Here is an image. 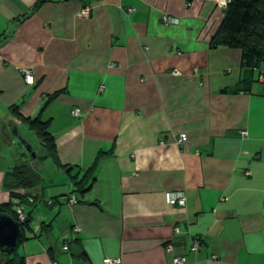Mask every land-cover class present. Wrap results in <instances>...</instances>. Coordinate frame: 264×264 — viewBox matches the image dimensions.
Returning a JSON list of instances; mask_svg holds the SVG:
<instances>
[{"label":"crops","instance_id":"crops-1","mask_svg":"<svg viewBox=\"0 0 264 264\" xmlns=\"http://www.w3.org/2000/svg\"><path fill=\"white\" fill-rule=\"evenodd\" d=\"M223 18L214 0H0V206L17 165L44 180L18 245L27 264H264V67L211 47ZM19 116L50 123L69 192L56 190L44 151L12 150ZM100 153L92 188L75 193L72 177Z\"/></svg>","mask_w":264,"mask_h":264},{"label":"trees","instance_id":"trees-1","mask_svg":"<svg viewBox=\"0 0 264 264\" xmlns=\"http://www.w3.org/2000/svg\"><path fill=\"white\" fill-rule=\"evenodd\" d=\"M39 6L40 3L36 8ZM211 47L213 49L218 47L238 49L242 52V65L244 67L254 69L264 67V0H232L224 10L223 21L212 38ZM61 93H55L50 97V100L56 99ZM16 110V107L12 108V111ZM18 119L36 134L42 144L44 155L39 160L50 159L56 167L70 174L71 169L59 160L55 139L49 132L50 123L43 122L40 118L31 119L19 116ZM21 144L23 147L32 148L25 139ZM104 156L105 154H99L95 164L81 180L78 176L72 177L75 193L84 195L90 191L96 180L94 173L97 165ZM43 182V177L38 170L26 164L17 165L4 176L3 187L9 192L11 201L0 206V213L11 216L21 224L20 245L26 240L25 232L31 229L32 212L25 214L23 211L25 222L22 223L19 219L18 210H14V206L24 205L31 209L35 208L38 198L32 197L29 192L40 187ZM18 249L5 259L0 256V264H27L26 259L18 253Z\"/></svg>","mask_w":264,"mask_h":264},{"label":"built area","instance_id":"built-area-1","mask_svg":"<svg viewBox=\"0 0 264 264\" xmlns=\"http://www.w3.org/2000/svg\"><path fill=\"white\" fill-rule=\"evenodd\" d=\"M215 4L217 6V8H219L220 10H225L228 5L232 2V0H214ZM90 14V9H85L83 10V12L81 13V15L83 17H87ZM162 22L167 25H175L178 23V20L171 18L169 16H164L162 18ZM26 75V82L28 84H33V76L31 75L30 71L25 72ZM261 81H264V75H261ZM73 116L75 117H81V113L79 110H74L73 111ZM187 140V135L186 134H182L180 136L179 139V143L180 144H184V142H186ZM166 201L169 205L171 206H180V207H185L187 204V197L184 193L182 192H168L166 194ZM79 200L77 199L76 196H71V198L69 199V203L70 204H78ZM19 213V219L20 222H25V215L23 213V210H18ZM76 232L78 231V229L75 230ZM201 243H202V239L199 237H196L193 239L192 241V245L190 247V252L193 253H197L198 250L201 247ZM65 249L67 250L68 247H65ZM173 251L172 246H168V252L171 253ZM105 264H120V259H112V258H107L104 260ZM173 263L174 264H186L187 263V258L186 256H174L173 257Z\"/></svg>","mask_w":264,"mask_h":264},{"label":"water","instance_id":"water-1","mask_svg":"<svg viewBox=\"0 0 264 264\" xmlns=\"http://www.w3.org/2000/svg\"><path fill=\"white\" fill-rule=\"evenodd\" d=\"M17 139L23 143L22 138L17 137ZM26 148L29 152H32L33 156H36L32 148L28 146ZM21 237V224L16 222L11 216L0 213V256L12 254L18 248Z\"/></svg>","mask_w":264,"mask_h":264},{"label":"rangeland","instance_id":"rangeland-1","mask_svg":"<svg viewBox=\"0 0 264 264\" xmlns=\"http://www.w3.org/2000/svg\"><path fill=\"white\" fill-rule=\"evenodd\" d=\"M6 118H7L6 117V114L4 115L3 112L0 111V121H3ZM20 137L21 138L24 137L25 139H27L31 143V145L34 147V150L35 151L33 149L32 150L38 156H41L43 154V148L41 147V143H40L38 137L36 136V134L33 131H31L30 129H28V127H26V126H22L21 127ZM16 147L17 148H22V145H20L16 141H13V143H12V150H14V148H16ZM11 152H13V151H11ZM46 164H47V166H49V167L52 168V172L55 175L54 178H55V181H57V184H58L57 187H55V188L58 191V193H63L64 191L69 192L68 191V185H67L68 182L66 180V188H64L63 182L61 181L63 179L62 178V175L60 173H57L58 171H57L56 166L50 160ZM41 204H43V203H41ZM41 204H39L40 205V208H44L45 210L48 209L46 206L41 205ZM18 207L19 206H17V208ZM26 207H28V206H26ZM28 208L29 209H27V210H29V213L32 212V219H31V224H32V221H34V222L37 221V212H36L37 211L36 210L37 207L36 208H32V209L30 207H28Z\"/></svg>","mask_w":264,"mask_h":264}]
</instances>
